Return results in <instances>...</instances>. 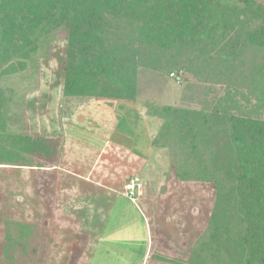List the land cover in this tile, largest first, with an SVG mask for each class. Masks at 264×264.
Segmentation results:
<instances>
[{
	"label": "trees",
	"instance_id": "trees-1",
	"mask_svg": "<svg viewBox=\"0 0 264 264\" xmlns=\"http://www.w3.org/2000/svg\"><path fill=\"white\" fill-rule=\"evenodd\" d=\"M61 38L68 120L89 100L136 102L141 69L202 88L198 107L149 111L162 120L151 147L172 154L180 181L215 192L204 233L174 262L264 264V0H0V167L44 168L62 153L63 138L11 125L7 92L20 84L1 85L25 83ZM14 228L24 248L32 227Z\"/></svg>",
	"mask_w": 264,
	"mask_h": 264
},
{
	"label": "rangeland",
	"instance_id": "rangeland-1",
	"mask_svg": "<svg viewBox=\"0 0 264 264\" xmlns=\"http://www.w3.org/2000/svg\"><path fill=\"white\" fill-rule=\"evenodd\" d=\"M64 48L62 38L56 40L49 47L47 56L40 58L37 73L25 75V83L21 84L17 79L1 83L3 87L11 88L17 82L20 84L14 88L15 97L7 92L8 97L11 96L9 119L16 130L54 141L64 138L68 123L62 112ZM138 81L139 95L136 102H129L132 105L130 113L132 117L142 115L147 118L148 125L142 118L143 122L129 121V124L139 129L140 143H147L151 148L147 134L157 135L162 120L150 116V106L198 107L203 90L200 87L188 89L189 83L182 77L177 80L148 69L140 70ZM1 98L2 95L0 101ZM150 153L140 180L144 186L141 197L148 198L144 202L147 208L142 207L143 202L133 204L130 199L121 198L119 211H113L115 214L111 213L113 215L108 218H99L94 234L103 241L92 264H176L174 260L189 257L204 233L215 198L213 187L180 181L174 158L168 150L152 147ZM62 158L66 161L63 152L50 164L59 163ZM43 163V160L39 162ZM23 169L28 167H0V264H85L84 260L90 254L89 241L79 234L77 221L48 211L51 197H54L52 180L44 176L34 179L37 193L34 197L30 194L33 192L31 174L28 176V171ZM103 204L110 205L108 202ZM18 223L32 227L27 240L19 242L24 245L21 249L14 243L18 240L14 228ZM9 230L13 241L7 239ZM106 247L119 258L114 259L112 253L109 256L104 251ZM146 253L149 256L144 260Z\"/></svg>",
	"mask_w": 264,
	"mask_h": 264
},
{
	"label": "crops",
	"instance_id": "crops-1",
	"mask_svg": "<svg viewBox=\"0 0 264 264\" xmlns=\"http://www.w3.org/2000/svg\"><path fill=\"white\" fill-rule=\"evenodd\" d=\"M131 108L132 105L126 101L102 98L89 100L73 113L66 125L62 151L66 161L62 158L59 163L44 168L23 169L28 171V176L31 174L33 192L30 194L34 197H37L34 179L44 176L52 180L54 197H51L48 211L77 221L79 234L89 241L90 254L84 260L85 264H92L94 256L102 247L103 240L94 234L99 218H108L115 214L113 211H119L121 198L129 200L125 185L133 177L141 180L147 165V155L152 151L147 143H140L139 129L129 124V121L145 120L148 125L147 118H142V115L132 117ZM153 136L152 133L147 134L150 146ZM147 200L146 197H138L136 202L131 203L143 202L142 207L146 209L144 202ZM104 251L109 256L112 253L114 259L119 258L107 247ZM148 256L146 253L144 260Z\"/></svg>",
	"mask_w": 264,
	"mask_h": 264
},
{
	"label": "built area",
	"instance_id": "built-area-1",
	"mask_svg": "<svg viewBox=\"0 0 264 264\" xmlns=\"http://www.w3.org/2000/svg\"><path fill=\"white\" fill-rule=\"evenodd\" d=\"M171 76L175 77L174 74H172ZM176 79L180 80L178 78ZM143 189H144V186L140 182L139 178L133 177V178H130L125 185V194L129 199H131L132 202H136L138 197H141Z\"/></svg>",
	"mask_w": 264,
	"mask_h": 264
}]
</instances>
